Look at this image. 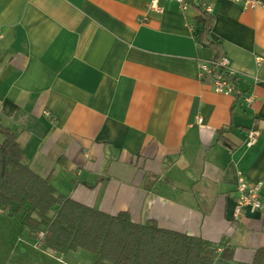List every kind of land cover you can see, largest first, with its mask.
Here are the masks:
<instances>
[{
    "label": "crops",
    "instance_id": "obj_1",
    "mask_svg": "<svg viewBox=\"0 0 264 264\" xmlns=\"http://www.w3.org/2000/svg\"><path fill=\"white\" fill-rule=\"evenodd\" d=\"M150 1L0 0L2 124L59 193L201 237L218 248L214 264H264V214L234 218L240 173L264 198V8L216 0L214 48L195 40L198 7ZM219 53L238 72L237 96L214 91L200 67ZM27 231L0 240V264L96 260L46 250Z\"/></svg>",
    "mask_w": 264,
    "mask_h": 264
},
{
    "label": "trees",
    "instance_id": "obj_2",
    "mask_svg": "<svg viewBox=\"0 0 264 264\" xmlns=\"http://www.w3.org/2000/svg\"><path fill=\"white\" fill-rule=\"evenodd\" d=\"M197 21L195 40L220 47L209 38L214 16L201 10ZM0 134V211L17 216L34 237L43 231L44 249L85 248L96 255L94 264H214L218 248L201 237L135 224L127 212L107 214L59 193L50 175L25 161L17 133L1 119Z\"/></svg>",
    "mask_w": 264,
    "mask_h": 264
},
{
    "label": "built area",
    "instance_id": "obj_3",
    "mask_svg": "<svg viewBox=\"0 0 264 264\" xmlns=\"http://www.w3.org/2000/svg\"><path fill=\"white\" fill-rule=\"evenodd\" d=\"M176 1L182 11H186L192 6L198 7L201 11H206L210 14L214 11V3L216 0H173ZM243 3L245 7H263L264 4L260 0H233ZM161 0H151L149 9L160 11L162 9ZM260 57L258 61H260ZM200 67L202 71L213 78V89L218 93L225 95H239L241 90L237 83L238 72L231 67V62L228 56H222L213 61H201ZM216 70V72H215ZM241 75V74H240ZM246 100L252 101V95H247ZM201 118L198 121L201 122ZM259 131L251 130L246 138V145H253L258 138ZM235 207L234 218L240 219L244 210L249 209L258 211L264 214V198L262 196V183L250 182L243 174L240 173L237 187L235 191ZM44 237V232L41 231L36 237V244L42 246L41 239Z\"/></svg>",
    "mask_w": 264,
    "mask_h": 264
},
{
    "label": "rangeland",
    "instance_id": "obj_4",
    "mask_svg": "<svg viewBox=\"0 0 264 264\" xmlns=\"http://www.w3.org/2000/svg\"><path fill=\"white\" fill-rule=\"evenodd\" d=\"M28 237L29 234L27 228H24L21 222L15 216L9 217L7 216V214L5 216L4 214H0V240H3L4 238L2 243L15 245L16 241L18 240L23 241L24 238L28 239ZM4 246L5 245H3V247Z\"/></svg>",
    "mask_w": 264,
    "mask_h": 264
}]
</instances>
